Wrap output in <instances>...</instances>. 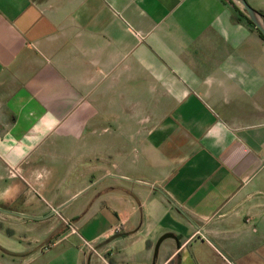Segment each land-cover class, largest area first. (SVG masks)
<instances>
[{
	"label": "crops",
	"instance_id": "0c3cea01",
	"mask_svg": "<svg viewBox=\"0 0 264 264\" xmlns=\"http://www.w3.org/2000/svg\"><path fill=\"white\" fill-rule=\"evenodd\" d=\"M0 264H264L249 18L227 0H0Z\"/></svg>",
	"mask_w": 264,
	"mask_h": 264
},
{
	"label": "water",
	"instance_id": "95a60500",
	"mask_svg": "<svg viewBox=\"0 0 264 264\" xmlns=\"http://www.w3.org/2000/svg\"><path fill=\"white\" fill-rule=\"evenodd\" d=\"M242 11H244V13L247 15V17L255 24V26L262 32V34L264 35V17L263 15L259 12V10H257L256 8H254L247 0H233ZM126 233H118L114 236V238L116 237H120L125 235ZM166 237H173V234H164L163 236H161L155 246V253L157 254L158 251V247L160 242L165 239ZM177 246H179V242H177Z\"/></svg>",
	"mask_w": 264,
	"mask_h": 264
},
{
	"label": "built area",
	"instance_id": "2783aa9c",
	"mask_svg": "<svg viewBox=\"0 0 264 264\" xmlns=\"http://www.w3.org/2000/svg\"><path fill=\"white\" fill-rule=\"evenodd\" d=\"M14 172H17V170L12 169ZM56 213H59L57 210H55ZM66 223L70 225V221L66 220ZM72 229L74 232H76V228L72 226ZM119 227L114 228V231H118ZM84 246L89 252H95L98 253L96 245L92 241L84 240Z\"/></svg>",
	"mask_w": 264,
	"mask_h": 264
},
{
	"label": "trees",
	"instance_id": "16d2710c",
	"mask_svg": "<svg viewBox=\"0 0 264 264\" xmlns=\"http://www.w3.org/2000/svg\"><path fill=\"white\" fill-rule=\"evenodd\" d=\"M227 1H229L230 3H232L233 5H234V7L239 11V12H241L243 15H246L245 13H244V11H242L241 9H240V7L233 1V0H227ZM259 12L263 15V17H264V13L262 12V11H260L259 10ZM247 16V15H246ZM250 20V19H249ZM251 21V20H250ZM252 22V21H251ZM253 23V22H252ZM254 24V23H253ZM255 25V24H254ZM258 29V28H257ZM258 31H259V34L261 35V37L264 39V35L262 34V32L258 29Z\"/></svg>",
	"mask_w": 264,
	"mask_h": 264
},
{
	"label": "rangeland",
	"instance_id": "374dc122",
	"mask_svg": "<svg viewBox=\"0 0 264 264\" xmlns=\"http://www.w3.org/2000/svg\"><path fill=\"white\" fill-rule=\"evenodd\" d=\"M248 1V0H247ZM249 2V1H248ZM250 3V2H249ZM251 4V3H250ZM252 5V4H251ZM253 6V5H252ZM254 7V6H253ZM6 181H8V182H11L12 180H10V179H7Z\"/></svg>",
	"mask_w": 264,
	"mask_h": 264
}]
</instances>
